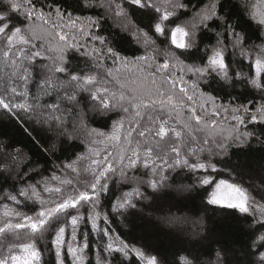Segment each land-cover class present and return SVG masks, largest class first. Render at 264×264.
<instances>
[{
  "label": "snow or ice",
  "instance_id": "1",
  "mask_svg": "<svg viewBox=\"0 0 264 264\" xmlns=\"http://www.w3.org/2000/svg\"><path fill=\"white\" fill-rule=\"evenodd\" d=\"M133 6L152 10L155 34L166 36L168 29L171 44L184 50L180 55L201 63L185 65L179 56L165 51L175 62L166 58L155 64L154 56H138L132 63L139 75L131 78L114 76L119 68L105 69L109 60L125 68L129 60L100 34L102 25L115 17L127 21V28ZM77 12L95 15H74ZM181 17H188L187 22L177 23ZM253 24L260 33L259 44L249 42L247 27ZM137 33L146 47L155 45L148 32L137 28L133 35L139 40ZM202 34H211L215 42L194 56L192 50H199ZM0 53V108L22 124L54 129L70 140L82 132L91 157H99L82 169L76 165L89 159L84 155L64 165L77 175L83 171L92 176L80 181L82 188L66 192L48 187L49 180L59 178L55 174L44 178L22 148L0 139V176L14 181L10 191L0 188V199L33 209L40 205L35 215H29L4 203L0 234L11 232L17 241L34 240L45 225L55 222L59 225L51 239L55 264H132L133 259L137 264H166L158 254H146L142 247L113 237L109 216L118 214L127 220L143 213L177 170L227 171L232 181L219 179L207 202L243 217L248 228L243 264H264V197L258 200L243 182H236V169L218 168L227 164L233 149L243 151L253 143L264 146V0H73L67 7L64 0H0ZM141 61L147 74L137 63ZM178 65L198 77L191 85L194 94L203 81L209 86L214 82L225 95L199 91L196 99L184 86L183 76L157 82V73ZM106 77L113 78L115 88L107 86ZM89 113L114 117L111 131L90 127ZM221 113L224 121L232 122L227 128L217 119ZM99 144L116 150L102 155L93 147ZM213 181L207 175L199 179L202 186ZM60 184L71 186L72 181L60 180ZM41 185L43 191L59 196L54 207L46 206L49 201L41 197ZM222 188L231 193L227 199L218 195ZM12 216L20 222L12 223L8 219ZM20 230L28 231L22 235ZM93 233L107 242L89 253ZM15 247L24 255L14 254ZM207 255L209 259L182 254L177 264H233L227 249L217 250L214 258L211 252ZM41 262L42 253L32 242L9 244L6 254L0 255V264Z\"/></svg>",
  "mask_w": 264,
  "mask_h": 264
},
{
  "label": "trees",
  "instance_id": "2",
  "mask_svg": "<svg viewBox=\"0 0 264 264\" xmlns=\"http://www.w3.org/2000/svg\"><path fill=\"white\" fill-rule=\"evenodd\" d=\"M72 2L73 0H64L65 7L71 5ZM252 2H255V0H252ZM90 14L95 15V13L89 12L74 13V15L81 16ZM237 14H239L238 10ZM129 19L131 23L128 24L127 28L124 27L127 21H122L115 17L107 19L102 25L100 34L106 36L112 46L120 52L121 56L127 57L129 60L126 68L121 67L119 64L113 65L111 60L106 62L105 69H120L119 72L114 71V76L123 79L125 76L131 78L133 75H139L137 67L132 61L136 57L145 54L154 56L155 64H163L166 58L169 59L170 63L175 62L171 56L166 57L165 51L179 56L185 65L201 63L199 59L191 57L186 59L185 56L180 55L184 50L177 49L175 45L171 44V32L168 29H166V36L155 34L152 10H140L133 6L129 12ZM187 20L188 17H181L177 23L183 24ZM174 26L175 24L169 25V27ZM137 28L148 32L152 39L156 41L155 45L146 47L143 43V37L139 36V33H137V36H139L138 40L133 35ZM64 31L71 33L73 30L66 28ZM247 34L252 38V41H249L250 43L254 41L259 44L261 42L257 38L260 33L256 25L253 24L247 27ZM202 35L203 39L198 37L199 50H192L194 56L202 55L204 46L215 42V37L211 36V34ZM36 42L39 44L42 41L38 40ZM44 42L46 43V41ZM137 63L145 67V74H147L148 69L145 62ZM148 63H153V61L150 60ZM180 76H183L184 81L187 82L184 86L189 89V94H194L191 85L198 81V77L188 72L187 68L181 71L179 65L176 68H170L167 72L157 73L156 80L161 83L165 78L179 80ZM106 79L109 81L107 86L115 88L113 78L106 77ZM179 87L180 84L178 83L177 89ZM199 91L220 97L225 95L214 82H210L209 86V83L200 81L199 88L194 94L196 99H199ZM196 106L198 107V105ZM208 110L211 111V105L208 106ZM113 118L98 113H89L87 122L90 127L110 132ZM217 119L225 128L232 123L231 121L223 120V113ZM200 135L203 134L201 133ZM75 136V139L70 140L65 136L59 135L54 129L50 131L47 127L33 125L31 122L22 124L6 110L0 108V139L6 138L13 145L22 148L23 152L30 157L32 166L38 168L44 178H50L55 174L59 179L55 181L49 180L47 186L50 188L62 187L64 191L68 192L71 191L72 187L82 188L80 181L92 179L91 173L80 171V174L77 175L70 169H64V165L75 161L80 155L89 157V159L78 161L76 165L78 169L88 166L92 158L99 159V157H91L87 151L89 147L88 138L82 132L75 133ZM93 147L98 148L102 155L105 151L115 152L116 150L111 145L107 148L103 144L94 145ZM227 160L226 165H218V168L236 169V172L233 173L236 182H243L244 186L258 200H261V197H264V146L253 143L251 148H246L243 151L233 149L231 156ZM206 175L214 177V181L210 185L202 186L199 183V179ZM35 179L40 180L41 177L37 176ZM219 179L232 181V177L229 176L227 171L219 173L198 171L191 173L187 170H177L171 173L170 179L167 181L168 186L160 191L158 198L151 202L150 207L144 208L143 213L129 217L127 220L124 216L118 214L109 216L107 226L112 229L111 235L113 237L119 236L120 239L130 244L142 247L146 254H158V258L163 257L166 264H177L182 254H188L190 257H198L200 259H209L210 257L207 254L211 252L213 253L212 258H214V253L221 248L229 250V259L233 264H237V262L243 264L242 250L248 241L247 223L236 210L220 205H211L207 202L209 194ZM60 180H71L72 185H61ZM13 183L14 181H5L0 176V188L10 191L9 185ZM43 187L41 185L39 189L41 197L49 201L46 206L54 207L53 201L59 202V196L43 191ZM0 196H2V193H0ZM261 202L264 203V200H261ZM4 203H8L9 208H15L29 215H35V212L40 210L39 203L33 209L31 205L24 207L23 205H16L11 201L0 199V226H3L2 213L4 211ZM106 203L107 199H105ZM96 210L101 211L99 208ZM80 211L84 212V209H80ZM104 211H107L106 207ZM102 218L103 212L101 214ZM8 219L12 223L20 222V218L16 216ZM58 226L55 222L51 226L45 225L44 229H42V235L37 234L34 240L22 239L17 241L11 232L0 234V244L4 245V247H0V255L6 254L7 245L9 244L18 245L19 243L32 242L36 244L37 249L42 253L41 264H55L51 239L53 238L54 230ZM27 231L20 230L22 235ZM67 236L68 232H66V238ZM106 242L107 238L101 241L95 233L91 234L89 237V253ZM13 251L14 254L24 255L19 247H15ZM87 259L86 257V261ZM132 264H137V261L133 259Z\"/></svg>",
  "mask_w": 264,
  "mask_h": 264
},
{
  "label": "rangeland",
  "instance_id": "3",
  "mask_svg": "<svg viewBox=\"0 0 264 264\" xmlns=\"http://www.w3.org/2000/svg\"><path fill=\"white\" fill-rule=\"evenodd\" d=\"M227 180V179H226ZM218 182V181H217ZM231 182V181H230ZM214 188H215V185H214V187H213V190H214ZM212 190V191H213ZM218 195L219 196H221V197H223V198H225V199H227L230 195H231V193H230V191L228 190V189H226V188H222L220 191H219V193H218Z\"/></svg>",
  "mask_w": 264,
  "mask_h": 264
}]
</instances>
